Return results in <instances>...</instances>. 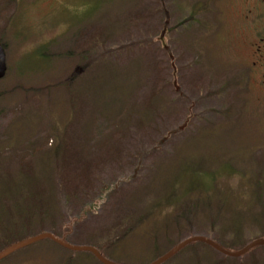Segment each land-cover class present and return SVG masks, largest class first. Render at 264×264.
<instances>
[{
  "label": "rangeland",
  "instance_id": "374dc122",
  "mask_svg": "<svg viewBox=\"0 0 264 264\" xmlns=\"http://www.w3.org/2000/svg\"><path fill=\"white\" fill-rule=\"evenodd\" d=\"M257 37L264 0H0V245L54 231L150 264L190 236L264 239ZM0 264L102 263L45 239ZM162 264H264V246Z\"/></svg>",
  "mask_w": 264,
  "mask_h": 264
},
{
  "label": "water",
  "instance_id": "95a60500",
  "mask_svg": "<svg viewBox=\"0 0 264 264\" xmlns=\"http://www.w3.org/2000/svg\"><path fill=\"white\" fill-rule=\"evenodd\" d=\"M6 72V64H5V52L4 48L0 44V79L4 77ZM50 240L57 245L71 250V251H86L91 253L100 263L102 264H116L108 259H106L104 256L101 255V253L94 247L88 246V245H74L71 243H68L62 238L57 237L56 235L50 233V232H41L36 235H33L28 238H24L22 240H19L5 249L0 251V260L7 257L8 255L12 254L13 252L22 249L26 246H29L33 243H36L41 240ZM193 242H200L203 243L209 247H211L213 250L228 256V257H240L243 254L247 253L250 249L257 247V246H264V239H255L244 245L242 248H240L237 251H227L222 246H220L217 242H215L213 239H210L206 236L202 235H195L187 237L181 241H179L177 244H175L173 247H171L167 252L156 258L153 262L150 264H162L169 258H171L173 255H175L177 252H179L182 248H184L186 245L193 243Z\"/></svg>",
  "mask_w": 264,
  "mask_h": 264
},
{
  "label": "flooded vegetation",
  "instance_id": "af4514ba",
  "mask_svg": "<svg viewBox=\"0 0 264 264\" xmlns=\"http://www.w3.org/2000/svg\"><path fill=\"white\" fill-rule=\"evenodd\" d=\"M259 1V0H258ZM262 2V0H260ZM256 8V7H255ZM252 10L249 9L248 13H251ZM257 17L260 15L256 14ZM254 52L251 54L253 59L251 61L252 66H256L258 70L261 71L259 74V83L262 84V88L264 89V43L261 37H257L256 40L251 44Z\"/></svg>",
  "mask_w": 264,
  "mask_h": 264
},
{
  "label": "trees",
  "instance_id": "16d2710c",
  "mask_svg": "<svg viewBox=\"0 0 264 264\" xmlns=\"http://www.w3.org/2000/svg\"><path fill=\"white\" fill-rule=\"evenodd\" d=\"M20 210V209H19ZM25 209H21V211H20V215H26L25 217H23V218H26L27 217V213L25 214ZM19 219H21V217H18ZM42 229H39L38 230V232H40ZM32 230L31 231H28V233H26V234H24V235H18V233H16V235H14L15 237H13L12 239H11V241H10V243H6V244H1L0 245V251L1 250H3V249H5L6 247H8L9 246V244L11 245V244H13V243H15V242H17V241H19V240H22V239H24V238H28V237H31V236H33V235H36V234H32ZM50 233H52V234H54V235H56L57 237H59V238H62V237H60V235H58V234H56L54 231H51ZM62 239H64V238H62ZM214 240V239H213ZM215 242H217L219 245H220V242L219 241H217V240H214ZM193 243H196V242H193ZM193 243H191V244H193ZM200 243V242H199ZM255 248V247H254ZM253 249V248H252ZM252 249H250V250H252ZM182 250V249H181ZM180 250V251H181ZM250 250L248 251V252H250ZM247 252V253H248Z\"/></svg>",
  "mask_w": 264,
  "mask_h": 264
}]
</instances>
